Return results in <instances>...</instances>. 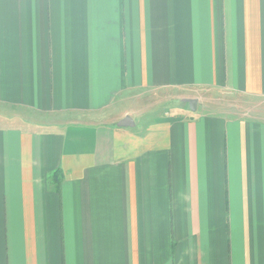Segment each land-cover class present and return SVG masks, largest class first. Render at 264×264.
Masks as SVG:
<instances>
[{
  "label": "crops",
  "instance_id": "obj_1",
  "mask_svg": "<svg viewBox=\"0 0 264 264\" xmlns=\"http://www.w3.org/2000/svg\"><path fill=\"white\" fill-rule=\"evenodd\" d=\"M0 264H264V0H0Z\"/></svg>",
  "mask_w": 264,
  "mask_h": 264
},
{
  "label": "rangeland",
  "instance_id": "obj_2",
  "mask_svg": "<svg viewBox=\"0 0 264 264\" xmlns=\"http://www.w3.org/2000/svg\"><path fill=\"white\" fill-rule=\"evenodd\" d=\"M175 95V92H169V93H160V94H157V93H146V97L145 96H140V99L142 100H149L151 99L152 102H158L159 100H162L160 102V104H155L152 106V116L153 117H159L161 116L160 115V112H164V110H166V114H169V115H173L174 114V107L176 106L177 108L180 107V105H178V102L172 97ZM204 99L205 100H210V102H212L211 100H215V101H219V103L222 104H228L231 103L232 101H234L233 99L235 100H238V103L240 104L241 103V100L239 101L240 98H238L237 96H235L234 94H231V93H221L219 91H214V92H207L204 94ZM170 100V101H169ZM173 100V101H172ZM232 104V103H231ZM138 107L139 104H137ZM233 105V104H232ZM239 106V105H237ZM149 109V108H147ZM214 112H217V111H214ZM249 113V111H248ZM116 114H118V112H116ZM134 118V121L138 124V118L135 117V116H132ZM150 119V116H146V120ZM58 195H60V192H57ZM69 194H66V193H62V195L60 196V200H70L72 196H68ZM75 199V196H73V200Z\"/></svg>",
  "mask_w": 264,
  "mask_h": 264
},
{
  "label": "water",
  "instance_id": "obj_3",
  "mask_svg": "<svg viewBox=\"0 0 264 264\" xmlns=\"http://www.w3.org/2000/svg\"><path fill=\"white\" fill-rule=\"evenodd\" d=\"M196 100H189L188 104L191 109H195ZM119 127H133L134 122L129 116H125L118 124Z\"/></svg>",
  "mask_w": 264,
  "mask_h": 264
},
{
  "label": "trees",
  "instance_id": "obj_4",
  "mask_svg": "<svg viewBox=\"0 0 264 264\" xmlns=\"http://www.w3.org/2000/svg\"><path fill=\"white\" fill-rule=\"evenodd\" d=\"M58 176V177H57ZM62 176V172H61V170H58V171H56L54 174H53V176H52V179H53V181H54V185L56 186V191L57 192H60V182H61V178H59V177H61ZM56 178V179H55Z\"/></svg>",
  "mask_w": 264,
  "mask_h": 264
}]
</instances>
